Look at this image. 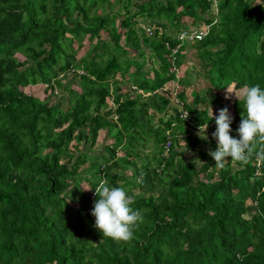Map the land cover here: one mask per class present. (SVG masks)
Listing matches in <instances>:
<instances>
[{
	"label": "trees",
	"instance_id": "obj_1",
	"mask_svg": "<svg viewBox=\"0 0 264 264\" xmlns=\"http://www.w3.org/2000/svg\"><path fill=\"white\" fill-rule=\"evenodd\" d=\"M192 27L200 39L178 38ZM187 48L196 69L182 70ZM197 74L208 97L188 98ZM255 84L264 88V0H0V264H264V162L217 169L208 155L211 108H228L226 87L242 105ZM36 85L42 98L24 91ZM229 107L239 138L234 94ZM100 130L113 141L92 154ZM100 179L144 217L131 243L94 227Z\"/></svg>",
	"mask_w": 264,
	"mask_h": 264
},
{
	"label": "clouds",
	"instance_id": "obj_2",
	"mask_svg": "<svg viewBox=\"0 0 264 264\" xmlns=\"http://www.w3.org/2000/svg\"><path fill=\"white\" fill-rule=\"evenodd\" d=\"M226 88L225 98L231 99L234 94L243 109L241 121L236 129L239 138L231 135L233 117L229 109L222 108L218 116H214L211 108V119H215L216 124V130L212 133L216 148L209 150L208 155L215 161L214 166L217 169H224L229 162H238L241 165H248L253 159L264 162V88L259 84L245 85L242 105L240 93L231 87ZM188 115L189 113H185L183 119H187ZM208 127L205 122L199 125L197 135L200 139L208 140ZM143 182L141 174L136 178V183ZM94 194L97 199L94 201L91 215L95 217L94 227L102 233V239L131 243L135 239L136 231L144 222L141 211L133 207L134 198L123 187L113 186L105 179L99 180Z\"/></svg>",
	"mask_w": 264,
	"mask_h": 264
},
{
	"label": "rangeland",
	"instance_id": "obj_3",
	"mask_svg": "<svg viewBox=\"0 0 264 264\" xmlns=\"http://www.w3.org/2000/svg\"><path fill=\"white\" fill-rule=\"evenodd\" d=\"M255 2L257 1V0H254ZM145 26H147V25H150V24H146V23H143ZM152 26V25H151ZM151 26H149V28L151 27ZM193 28V27H192ZM191 28V29H192ZM145 29V28H144ZM146 31V30H145ZM101 34H104V33H101ZM75 46V45H74ZM86 48V45H84L82 48H79V50L77 51V53H76V56L78 57V56H80L83 52H84V49ZM144 50H146L145 48H144ZM186 57H185V59H184V64H183V66H182V70L185 68V66H187V65H191V66H194L193 68H197L198 67V64H197V61H196V58H195V56H194V50L193 49H186ZM182 70H178V74L177 75H179V74H181V72H182ZM116 76V78H119V76H118V74H116L115 75ZM69 77H67L66 78V80L68 79ZM72 87H74L75 89H78V87H79V85H78V83L76 82V80H75V78L73 77L72 78ZM126 86L127 87H129V85H127V84H125L123 87H122V89L123 90H126ZM208 86V83H207V81H206V79H205V77H203L201 74H197L196 75V77H194L193 79H191V84L189 85V86H187V88H186V91H185V96L186 97H190V94H189V92H190V90L192 89V88H195V89H197L198 90V92H200V94H203V97H206L207 96V94H206V92H205V88ZM42 85H36V86H29V87H25L24 88V91H26V92H31V93H33L34 95H36V96H38L39 98H42L43 96H44V93H43V91H42ZM175 89V88H174ZM179 89V87H177V89H176V91ZM160 91H162V90H160ZM167 91V90H166ZM174 93H175V90L174 91H169L168 92V95L170 96V99H171V104L172 103H176L177 102V100H175V98H174ZM53 94H54V99L53 100H58V98H59V96H60V92L59 91H56V92H53ZM219 95L220 96H225V94L223 93V92H219ZM144 96H147V94H144ZM208 97V96H207ZM226 97V96H225ZM112 97H109L108 98V100L106 99V101H107V107H113V103H112ZM226 102H228L227 104V106H228V109H229V111H230V107H229V103L231 102V99H226ZM64 103V102H63ZM65 104V103H64ZM176 104H179V102H177ZM216 112H219V110L217 109L216 110ZM114 116H115V114L114 115H112V117L114 118ZM156 117V116H155ZM112 134L114 133L113 132V130H112V132H111ZM197 134V133H196ZM113 141V136H107L106 134H105V130H100L99 132H98V134H97V136H96V140H95V143H94V145L90 148V150L92 149L93 151H92V154H96L97 152H100V150H101V147H102V145L103 144H106L107 142L108 143H111ZM180 144H182V140L179 142ZM140 144V143H139ZM149 148H150V146H149ZM148 148H144V152H146L147 153V155L148 156H150V152H148ZM122 152H120V151H116V154L117 155H120ZM189 154H191L192 156L194 155V153L192 152V151H190V152H187V153H185V155H189ZM141 158H142V156L140 157V159H138L137 160V162H136V164H138L139 162H140V160H141ZM127 172V174L128 175H130V171L129 170H127L126 171ZM79 186H80V188L84 191V192H87L88 190H84L85 188H87V185H86V183H85V181H81L80 183H79ZM136 190V189H135ZM134 190V191H135Z\"/></svg>",
	"mask_w": 264,
	"mask_h": 264
},
{
	"label": "built area",
	"instance_id": "obj_4",
	"mask_svg": "<svg viewBox=\"0 0 264 264\" xmlns=\"http://www.w3.org/2000/svg\"><path fill=\"white\" fill-rule=\"evenodd\" d=\"M152 24H150V25H147V26H144V30H146V33H148V34H151V32H152V30L153 29H159L158 27H156V26H154V25H152ZM149 26H151L150 28H149ZM205 31V29L203 28V27H197V28H189V29H187V30H183L179 35H178V38L179 39H182V38H184V39H186V40H188V41H192V40H194V39H200L201 38V36H202V34H203V32ZM175 51V49H173V52ZM166 88V85H164L162 88H161V90H166L165 89ZM169 89L171 90V91H174V89H173V82H171L170 83V85H169ZM184 114H185V112L183 111V112H181L179 115H180V117L183 119V116H184ZM184 120V119H183ZM187 120L188 119H185L184 121L185 122H187ZM168 145H169V142L168 141H166L165 143H164V145H163V147H164V152L166 153V151H167V148H168Z\"/></svg>",
	"mask_w": 264,
	"mask_h": 264
}]
</instances>
